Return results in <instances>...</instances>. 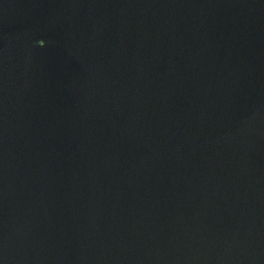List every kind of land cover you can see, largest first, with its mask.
<instances>
[{"label": "water", "instance_id": "1", "mask_svg": "<svg viewBox=\"0 0 264 264\" xmlns=\"http://www.w3.org/2000/svg\"><path fill=\"white\" fill-rule=\"evenodd\" d=\"M0 264H264V0H0Z\"/></svg>", "mask_w": 264, "mask_h": 264}]
</instances>
